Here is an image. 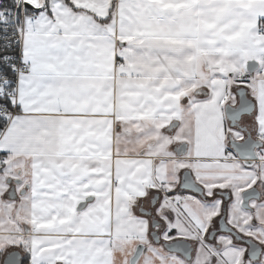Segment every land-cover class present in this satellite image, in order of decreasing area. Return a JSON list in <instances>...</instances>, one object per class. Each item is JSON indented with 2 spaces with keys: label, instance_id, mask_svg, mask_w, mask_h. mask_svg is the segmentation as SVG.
<instances>
[{
  "label": "snow or ice",
  "instance_id": "1",
  "mask_svg": "<svg viewBox=\"0 0 264 264\" xmlns=\"http://www.w3.org/2000/svg\"><path fill=\"white\" fill-rule=\"evenodd\" d=\"M0 264H264V0H0Z\"/></svg>",
  "mask_w": 264,
  "mask_h": 264
}]
</instances>
